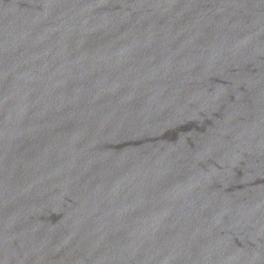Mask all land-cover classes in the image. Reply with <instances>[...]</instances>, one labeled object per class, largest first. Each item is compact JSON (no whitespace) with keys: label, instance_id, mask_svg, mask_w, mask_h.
Here are the masks:
<instances>
[{"label":"water","instance_id":"95a60500","mask_svg":"<svg viewBox=\"0 0 264 264\" xmlns=\"http://www.w3.org/2000/svg\"><path fill=\"white\" fill-rule=\"evenodd\" d=\"M0 264H264V0H0Z\"/></svg>","mask_w":264,"mask_h":264}]
</instances>
